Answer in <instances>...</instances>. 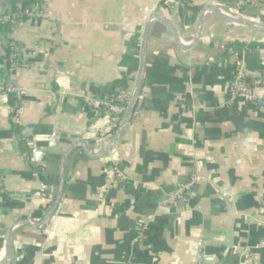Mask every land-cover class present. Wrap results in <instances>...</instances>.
Here are the masks:
<instances>
[{
    "label": "crops",
    "instance_id": "0c3cea01",
    "mask_svg": "<svg viewBox=\"0 0 264 264\" xmlns=\"http://www.w3.org/2000/svg\"><path fill=\"white\" fill-rule=\"evenodd\" d=\"M207 9L264 28V0H0V264H264V108L228 96L238 63L264 93V33Z\"/></svg>",
    "mask_w": 264,
    "mask_h": 264
},
{
    "label": "built area",
    "instance_id": "2783aa9c",
    "mask_svg": "<svg viewBox=\"0 0 264 264\" xmlns=\"http://www.w3.org/2000/svg\"><path fill=\"white\" fill-rule=\"evenodd\" d=\"M16 17L23 18L31 16L29 11L18 13ZM14 16V17H15ZM236 72L228 83L229 102L247 103L256 109L264 108V93H256L254 89L246 86V76L242 71L240 63L237 64ZM7 94L17 93L11 87L5 89ZM131 101L130 92H125L113 97L104 105V115L107 118V125L99 133L100 137L109 136V132L117 129L123 119L126 117ZM197 177L192 176L187 182L175 185L159 202L160 206L167 208L182 207L193 195V188L197 182ZM264 208V202H263ZM145 230V226L143 227ZM125 264H134L131 260H127Z\"/></svg>",
    "mask_w": 264,
    "mask_h": 264
},
{
    "label": "water",
    "instance_id": "95a60500",
    "mask_svg": "<svg viewBox=\"0 0 264 264\" xmlns=\"http://www.w3.org/2000/svg\"><path fill=\"white\" fill-rule=\"evenodd\" d=\"M207 10L216 13L223 21H225L227 23H235V24L244 25V26L249 27V28H251V29H253V30L257 31V32L264 33V28L263 27L254 25L252 23H248V22H246L244 20H240V19H236L234 17L223 15L222 13H220L219 11H217L215 9H207ZM153 18H155V17H151L150 19H153ZM160 20H162V19H160ZM166 25H168V24L166 23ZM168 27H169V25H168ZM199 30H200V25H199V28H198V30L196 32L195 38L193 40V44L197 41V39L199 37ZM145 59H146V52H145V47L143 46V50H142V54H141L140 70H139V75H138V83H137L136 89H135V91H134V93H133V95L131 97V102H130V106H129L127 115L123 119L121 124L119 125L116 133L114 134V136L111 139L110 143L108 144L107 148L102 153L106 152L114 144V142L120 136L121 132L124 130V128L127 126V124L131 120L132 114L134 112V109L136 107V104H137V101H138V98H139V95H140V90H141L142 81H143V75H144V70H145ZM63 163H64V158L62 159L61 165H60V180H59V188H58L57 197H56L55 201L53 202L52 207L49 210L48 214L43 219V222L46 221L47 219H49L52 216V214L54 213V211H55V209H56V207H57V205H58V203H59V201L61 199L62 192H63V186H64Z\"/></svg>",
    "mask_w": 264,
    "mask_h": 264
}]
</instances>
